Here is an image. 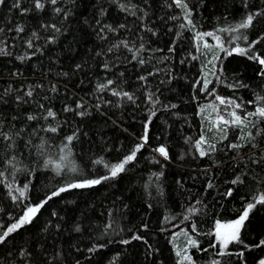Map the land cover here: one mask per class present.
<instances>
[{
	"label": "trees",
	"instance_id": "obj_1",
	"mask_svg": "<svg viewBox=\"0 0 264 264\" xmlns=\"http://www.w3.org/2000/svg\"><path fill=\"white\" fill-rule=\"evenodd\" d=\"M15 2L5 0L0 5V28L4 29L0 41L7 43L9 53L0 54V120L3 130L14 139L9 147L0 138V232L23 216L27 207L40 204L59 188L109 175L106 165L119 163L142 142L146 124L148 142L115 178L91 187L69 188L48 200L31 223L0 243V264H180L177 252L179 245L188 244L183 241L185 233L199 245L189 246L192 264H212L214 260L258 264L264 258V246L255 247L264 239L262 205L245 221L240 233L243 244L228 245L231 255L218 256L220 246L211 245L217 243V221H235L252 197L264 192V162L256 164L250 159L264 156V132L256 136L253 142L257 147L253 148L240 139L242 132L233 126L228 127L227 139L219 142L222 134L213 125L218 115L231 120L233 110L243 116L264 106V100L258 99L264 97V77L259 75L258 63L236 52L227 55L221 51L216 67L209 70L201 39L196 36L214 33L226 48L235 47L229 42L235 34L218 29L239 24L249 11L264 8V0H248V8L243 0H185L194 28L187 25L184 10L172 0H130L147 13L143 20L138 18L143 13L129 15L113 0H58L55 6L45 0L42 11L35 9L33 0H20L19 8L13 7ZM55 7L68 11V19L57 14ZM51 24L61 32L43 27ZM121 24L126 27L119 28ZM182 24L185 27L181 28ZM102 25L117 31H106L107 38L102 39L98 34ZM17 26H23L24 32L17 33ZM242 31L249 42L264 36V18ZM33 32L38 39L29 49L25 41ZM53 36L55 42L49 43ZM201 38L217 44L213 36ZM121 40L137 47L143 43L145 64L132 60V53L123 47L107 52ZM236 44L247 46L243 40ZM254 51L264 56V40ZM25 56L30 58L19 59ZM105 63L110 71L104 70ZM140 76L147 80L141 81ZM206 78L211 83L208 91H202V83L197 82ZM107 79L115 81L113 88L133 94L134 101L113 96L108 90L97 92L96 85ZM29 88L33 89L31 98L24 95ZM149 95L159 102L154 104ZM16 96L27 102L17 103ZM216 96L242 108L221 105ZM77 103H83L90 114L81 117L64 111L65 106L75 109ZM47 108L56 113L55 120L26 119L28 114H46ZM152 111L156 114L148 123ZM251 119L264 130V120L258 116ZM46 125L58 126V133L41 131ZM246 130L253 135L257 131L251 126ZM73 133L76 138L68 145L70 154L61 163L65 137ZM201 136L216 144L217 151L201 157L195 147ZM233 143L246 146L233 150L228 147ZM160 146L166 148L167 159L154 151ZM13 156L19 170L8 164ZM49 159L53 164L45 167ZM57 163H61L59 174ZM237 176L243 183H231ZM230 189L232 194L226 195ZM18 190L24 191L23 197ZM189 208L199 211L192 214ZM77 225L79 232L75 231ZM125 240L129 243H123ZM97 245L103 247L89 251ZM241 252L242 258L237 255Z\"/></svg>",
	"mask_w": 264,
	"mask_h": 264
},
{
	"label": "snow or ice",
	"instance_id": "obj_2",
	"mask_svg": "<svg viewBox=\"0 0 264 264\" xmlns=\"http://www.w3.org/2000/svg\"><path fill=\"white\" fill-rule=\"evenodd\" d=\"M47 2L51 3L54 6L58 4V0H47ZM113 2L118 5V7L120 8L121 11L126 12L129 15L137 16V11L143 13L142 16L138 17L141 20H143L144 16L147 15V13L144 12L143 9H140L138 5L131 4L130 0L128 3L121 2V0H113ZM172 2L177 7L184 10V13H185L184 19L186 20L187 25L194 28L195 25L191 19V9L188 8V5L185 2V0H172ZM4 3H5V0H0V5H2ZM33 3H34V7L36 10H40V11L44 10L45 0H33ZM243 4H244L245 8L249 7L248 0H243ZM13 7L19 8L20 7V0H16ZM54 10L57 14L63 13V17L65 20L68 19L69 14H70L68 11H65L64 9H62L60 7H55ZM21 11L27 12L29 10L28 9H22ZM104 11L105 10L102 8L101 13L103 14ZM258 18H264V8L257 9L256 11H249L247 13V15L244 17V19L239 24H237L235 26H231L229 28L218 29V31H221V32H228L230 34H235V35L231 36L230 41H229L230 43L235 44V47H233L231 49L226 48L225 44L223 42H221V38L218 35H215L214 33H197L196 39L199 40V39H201L202 36H213L214 39L217 41V45H218L220 51L226 52L227 55H232L233 52H236L242 56H246L249 60H252V61L258 63L261 66V71H260L259 75L264 77V56H261L258 52L254 51L256 45L260 44L261 41L264 40V36H261V37L257 38L256 40L249 42L248 36L244 33V31H242V30H247L249 28L254 27V24H255V22L258 21ZM99 23L100 22L97 21V24H99ZM43 27L50 28L55 33L61 32V28L58 27L56 24L43 25ZM118 27L119 28H125L126 25L121 24ZM183 27H185L184 24L181 25V28H183ZM145 28L147 31H153L151 28H147L146 26H145ZM15 31L17 33H23L24 27L23 26H17ZM106 31L115 32V31H117V29L113 28L111 25L100 26L99 30H98V34L101 36L102 39L107 38L105 35ZM2 32H4V29L0 28V33H2ZM153 35H155V32H153ZM36 39H38V34L36 32H33L31 34V38L25 41L27 48L33 49L34 48V41ZM55 39H56V37L53 36V37L49 38L48 42L54 43ZM240 40H243L247 46L246 47H240L239 44H236V41H240ZM121 47H123L124 49H126L132 53V60L136 61L140 65L145 64V60L143 59V57L141 55V53L145 51L143 43H141L137 47L134 44H130L128 41L121 40L118 43L112 44L111 47H109L107 49V52H109V53L114 52L115 50H117ZM205 47H209V46L207 44H205ZM7 48H8L7 43L4 41H0V54H4V55L9 54L7 52ZM173 50H174L173 48L169 49V51H173ZM36 51H39V49H36ZM32 55H35V52H33ZM97 55H101V53H97ZM26 58H30V56L19 57V59H21V60H24ZM213 59L219 60V57L214 56ZM210 63H211V61H210ZM215 67L216 66L213 65V68H215ZM76 68L80 69L81 65H79V64L76 65ZM103 68L105 71L111 70L110 65L108 63H105L103 65ZM211 74L216 75V73L214 71ZM64 75H67V73H65ZM120 75H123V73H121ZM148 75H153V73H149ZM139 79L141 81H146L147 76H140ZM217 79H218V77H217ZM197 83H202V89H201L202 91H208V84L211 83V81L208 79H204L202 82L198 81ZM114 84H115L114 80L107 79L106 82H100L96 85V91L102 93L105 90H108V91H111V94L113 96H117V97L122 98V99L126 98L128 101H134L133 94H130L129 92H126L123 90H117V89L113 88L112 86ZM51 91H53V92L56 91L55 85L52 86ZM209 94H211V93H209ZM24 95L26 97L31 98L33 96V89L29 88L27 91H25ZM148 99L150 101H152L151 95H149ZM258 99L264 100V97H258ZM216 100H218L221 105L227 104L229 106H233L234 109H241L242 108L241 104H236L234 101L226 100L225 98H222L220 96H216ZM16 102L17 103H21V102L26 103L27 101H25L24 98L21 96H16ZM152 102L155 104V103H158L159 101L157 99V100L152 101ZM249 103H252V102H249ZM39 107L43 109L44 105L40 104ZM96 107H97V110H99L100 105L97 104ZM171 107L174 108L176 106L172 105ZM64 111H66V112L74 111L76 113V115H79L81 117H84L85 115L90 114L85 109V105L83 103H77L75 109L71 108L70 106H65ZM201 111H203V109H201ZM45 113L46 114H44V115L28 114L26 119L28 121H34V120H39V119H43L45 121H48L49 119H52V120L56 119V113L51 108L45 109ZM155 114H156L155 111H152L150 113L148 123L151 122V117L154 116ZM229 115L232 117L231 120H226V119H224V117L222 115H218L217 122L213 125V127L216 128V130L222 134L221 141H219V142H222L223 139H227L228 127L233 126V127L239 128L240 131L242 132V135L240 137V139L242 141H246L247 145H250L253 148L257 147V145L253 141L255 140L256 136L261 135L262 132H264V130L259 129L257 127L256 122H254L251 119V117L258 116L262 120H264V106H258V107H256V110L254 112L244 113L243 116L237 114V111H235V110L231 111L229 113ZM12 119L15 120L16 117H12ZM3 123H4L3 120H0V138H3L5 141L8 142V146L12 147L14 145L13 136L10 135L8 132H5L3 130ZM221 123L223 124V127H221ZM249 126L257 129L255 135H253L252 131L246 130ZM40 130L43 132H50V133L55 134V133H58L59 127L55 126V125H46V126L42 127ZM21 131H23V130H21ZM15 135L19 136L20 132L15 133ZM75 138H76L75 133L65 137V144L61 148V152L64 153V155H61L59 158L61 163H63L64 161H66L68 159V155L70 154V149L68 148V145H70ZM141 141L142 142L140 144L136 145L135 148L130 152V154L125 156L122 161H120L119 163H116V164L106 165V167H109V172H110L109 175L104 176V177L99 178V179L86 180L83 182L72 183V184H69L65 187H61L57 191L52 192L51 195H49L40 204L27 207L23 216H21L18 220H16V222L9 225L5 230L0 232V243H4L6 241V238L11 233L17 231L19 228L23 227L25 224L31 223L34 216L48 202V200H51L55 196H59L61 192L67 191L69 188H85V187H91L94 185H98V184L102 183V181L108 180L111 178H115L119 173L125 171L126 165H128L129 163H131L132 161H134L136 159L137 153L142 148H144L148 142L147 124L145 125V135L141 137ZM30 143L31 142L29 141V144ZM205 145H206V148H205ZM245 146H246L245 143H233V144H230L228 147L230 149H233V150H239L241 148H244ZM43 147H44L43 143L38 146V150L40 151V154H43ZM195 147L199 151V155L201 157H204L206 155H210L212 152L217 151L216 144L210 143L209 141H207L205 139L204 136H201V138L196 141ZM154 151H156L160 155L164 156L165 159L168 158V152L164 146H160V147L156 148ZM250 159H252V162L256 163V164H260V163L264 162V156H261L258 159L257 158H250ZM16 163H17V161H16L15 156L11 157L8 160L9 166H11L14 169V171L19 170L16 168ZM44 163H45V167H47L49 165H52L53 161L49 159V160H46ZM61 163L55 164V170H56L57 174H59V172L61 171ZM73 171H75V169H73ZM0 175H3V173H0ZM160 175H162V173ZM231 183H233V184L243 183V180L241 179L240 176H237ZM27 187H28L27 185H24V189H27ZM208 187H212V184L209 183ZM18 191H19V196L23 197L24 191L23 190H18ZM231 194H232V191L230 189L229 192L226 193V195L230 196ZM13 199L16 200V199H18V197L13 195ZM196 203L199 204L200 202L197 201ZM257 205L264 206V192H259L256 195H254L252 197V200L246 204V207H245L244 211L242 212V214L235 221L231 222L228 225H222L219 221H217L216 231L214 233L217 243L211 245V247L215 248L217 246V244L220 246V250L217 252L218 256L231 255L232 254L228 251V245L230 243L235 242V243L243 244V241L240 239L241 230L245 227V221L248 219L250 212H252V210L255 209L257 207ZM188 211L192 214H195L196 212L199 211V209L189 208ZM53 215H56V214L53 213ZM185 219H188V217L186 216ZM56 227L58 228L59 225H57ZM107 227H111V225L109 224V225H107ZM222 228H228V229H230V231L229 232H222L221 231ZM80 230L81 229H80L79 225H77L75 228V231L79 232ZM192 232L193 233L197 232L195 224H193ZM185 234L187 235V233H185ZM133 239H141V237L134 236ZM123 243L127 244V243H129V241L125 240V241H123ZM188 245L192 246V247H197V248L199 247L198 242L192 238L188 239ZM244 246L248 247L247 245H244ZM261 246H264V239H262L257 245H255V247H261ZM99 247H103V245L94 246V248L89 249V251L90 252L95 251ZM184 253L185 254L182 256L180 264H183L184 260H187L189 262V264H192L191 256L186 254L187 249H184ZM21 254L25 255L27 253L22 252ZM177 255L180 256L181 252L178 251ZM237 255H239L242 258L243 252L238 253ZM212 264H220V262L217 260H214L212 262ZM258 264H264V258L260 259L258 261Z\"/></svg>",
	"mask_w": 264,
	"mask_h": 264
},
{
	"label": "rangeland",
	"instance_id": "obj_3",
	"mask_svg": "<svg viewBox=\"0 0 264 264\" xmlns=\"http://www.w3.org/2000/svg\"><path fill=\"white\" fill-rule=\"evenodd\" d=\"M205 44H207L209 47H205ZM200 48L204 51V53H205V58H206V65H207V68L209 69V70H211L212 69V66L216 63V61L217 60H215V59H213V57L214 56H218L219 57V55H220V50H219V47H218V45L216 44V43H213V44H209L208 42H206L203 38H201V40H200ZM210 61H211V63H210ZM207 79V78H206ZM215 121V123L217 122V120H214ZM231 223V222H230ZM230 223H225V224H222V225H228V224H230ZM221 231L222 232H229L230 231V229H228V228H222L221 229ZM190 237L188 236V235H184V237H183V241H187L188 242V239H189ZM183 244V243H182ZM184 249H187V253H188V249H189V245L187 244V245H185V243H184V246L182 247L181 245H179V247H178V251L179 252H181V258H182V256L185 254L184 253ZM186 253V254H187Z\"/></svg>",
	"mask_w": 264,
	"mask_h": 264
}]
</instances>
